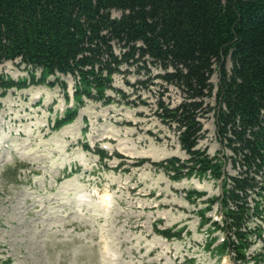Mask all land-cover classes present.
<instances>
[{"label": "rangeland", "instance_id": "1", "mask_svg": "<svg viewBox=\"0 0 264 264\" xmlns=\"http://www.w3.org/2000/svg\"><path fill=\"white\" fill-rule=\"evenodd\" d=\"M112 13L119 17L122 11ZM138 63H124L114 74L113 85L126 91L130 104L112 89L108 93L117 99L112 103L85 96L77 118L60 129L54 120L75 103L74 76H61L69 100L60 83L29 81L28 87L0 95V263L264 264V199L258 189L249 201L252 207L261 202V214L247 220L251 243L241 259L234 247L221 244L235 234L224 227L220 200L209 203L221 197V179L196 172L175 180L153 164L190 157L175 126L157 112L163 93L172 106L184 95L175 85L164 91L165 82L155 76L159 67ZM226 65L232 68L230 58ZM0 73L30 80L20 58L1 63ZM218 78V73L212 77L215 85ZM206 103L217 105L214 93ZM200 120L197 147L220 157L229 175L239 174L232 150L217 132L214 111ZM166 229L181 236L166 237Z\"/></svg>", "mask_w": 264, "mask_h": 264}, {"label": "trees", "instance_id": "2", "mask_svg": "<svg viewBox=\"0 0 264 264\" xmlns=\"http://www.w3.org/2000/svg\"><path fill=\"white\" fill-rule=\"evenodd\" d=\"M114 9L122 11L121 16H114ZM18 58L28 66L30 80L0 73V95L14 86L27 87L29 81L60 83L68 100L61 75L77 79V107L58 117L54 128L77 117L85 96L111 103L117 100L108 93L112 89L130 104L126 91L113 85L124 63L143 62L150 68L149 61L159 67L155 76L165 82L164 91L175 85L184 96L172 106L163 93L157 112L175 126L190 157L153 164L163 166L175 180L196 172L221 179V197L209 203L220 200L224 227L236 238L227 235L225 245L234 247L238 258H246L252 233L247 220L254 212L261 214L264 199V180L258 178L264 177V0H0V64ZM215 73L217 85L212 82ZM51 76L55 80L49 81ZM213 93L215 107L206 103ZM211 110L221 142L232 150L234 165L240 168L237 175L225 172L220 157L214 161L197 147L203 137L200 117ZM256 189L260 201L252 207L249 197ZM163 232L181 236L171 229Z\"/></svg>", "mask_w": 264, "mask_h": 264}, {"label": "bare ground", "instance_id": "3", "mask_svg": "<svg viewBox=\"0 0 264 264\" xmlns=\"http://www.w3.org/2000/svg\"><path fill=\"white\" fill-rule=\"evenodd\" d=\"M103 198H104V200H108L107 198H108V195L105 193L103 196H102ZM103 200V199H102Z\"/></svg>", "mask_w": 264, "mask_h": 264}]
</instances>
